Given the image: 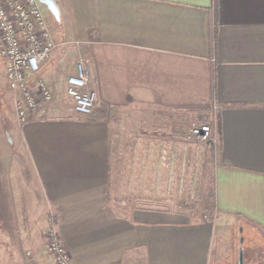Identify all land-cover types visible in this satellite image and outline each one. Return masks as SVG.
Masks as SVG:
<instances>
[{
  "label": "crops",
  "instance_id": "crops-1",
  "mask_svg": "<svg viewBox=\"0 0 264 264\" xmlns=\"http://www.w3.org/2000/svg\"><path fill=\"white\" fill-rule=\"evenodd\" d=\"M55 1L56 31L44 14L68 61L53 62L58 48L42 70L49 103L25 123L13 114L0 123L3 181L40 191L72 264H232L220 254L222 223L230 253L235 229L244 262L264 256V0ZM74 55L96 94L87 116L65 92ZM64 101L63 113L51 106ZM187 120L216 138L215 221L118 203L112 145L129 148L132 166L145 152L153 166L154 145L168 150Z\"/></svg>",
  "mask_w": 264,
  "mask_h": 264
},
{
  "label": "rangeland",
  "instance_id": "rangeland-1",
  "mask_svg": "<svg viewBox=\"0 0 264 264\" xmlns=\"http://www.w3.org/2000/svg\"><path fill=\"white\" fill-rule=\"evenodd\" d=\"M44 9L47 10L45 6ZM49 18L53 20V30L56 31L57 21L50 12ZM61 46L53 62L65 67L69 56L63 54ZM75 59L76 55L73 61ZM3 70V62L0 58V123L5 120V114L14 115L11 94ZM63 103L58 102L51 106L56 108L57 112L63 113L67 102ZM188 121L187 125L176 127L174 130L176 135L172 137V144L168 150L165 149L163 152L161 144L154 145L161 150L151 151L152 154L149 152V157L154 159L153 166L150 163L145 164L148 158L146 152L141 157L145 160L144 164L140 167L132 166L129 148L126 145L113 148L112 145L110 186L118 203H128L133 206L165 204L171 211L186 213L194 221L212 223L215 221L216 214L212 205L213 147L189 139V135L180 133L190 130L194 122L203 120ZM124 144H127L126 141ZM10 152L12 158L19 155L15 149H11ZM3 155L0 150L1 168H3ZM3 157L8 159L7 156ZM13 163L16 164V161ZM3 180V175L0 174V264H25L27 249L33 250L36 256L40 257V262L48 264L49 257L46 259L48 255L44 251L48 230L51 226H55L54 216L48 213L40 191H25L22 183L9 184ZM13 189L15 191H12ZM222 224L220 254L226 259L230 257L232 262L237 264V231L235 229L232 231L233 246L230 253L228 230H224ZM252 239L256 237L252 236Z\"/></svg>",
  "mask_w": 264,
  "mask_h": 264
},
{
  "label": "built area",
  "instance_id": "built-area-1",
  "mask_svg": "<svg viewBox=\"0 0 264 264\" xmlns=\"http://www.w3.org/2000/svg\"><path fill=\"white\" fill-rule=\"evenodd\" d=\"M60 46L39 0H0V58L18 123L28 121L52 100L53 93L42 70ZM88 75L84 61L78 57L73 72L65 79V92L72 109L82 116L92 113L96 100L95 92L87 87ZM188 135L194 141L216 144L210 124L202 121L194 122ZM45 253L50 264H72L55 226L48 230ZM25 264H41L31 249L25 251Z\"/></svg>",
  "mask_w": 264,
  "mask_h": 264
},
{
  "label": "water",
  "instance_id": "water-1",
  "mask_svg": "<svg viewBox=\"0 0 264 264\" xmlns=\"http://www.w3.org/2000/svg\"><path fill=\"white\" fill-rule=\"evenodd\" d=\"M39 1L47 8V10L52 14V16L55 18L56 21L60 19L59 8L55 0H39ZM240 242H242V238L240 239ZM237 264H244L242 250H239Z\"/></svg>",
  "mask_w": 264,
  "mask_h": 264
},
{
  "label": "flooded vegetation",
  "instance_id": "flooded-vegetation-1",
  "mask_svg": "<svg viewBox=\"0 0 264 264\" xmlns=\"http://www.w3.org/2000/svg\"><path fill=\"white\" fill-rule=\"evenodd\" d=\"M254 249H256V247ZM254 251L256 252L258 250L256 249ZM244 264H264V256H255L254 260L245 261Z\"/></svg>",
  "mask_w": 264,
  "mask_h": 264
}]
</instances>
